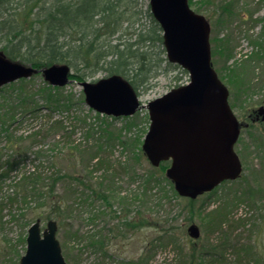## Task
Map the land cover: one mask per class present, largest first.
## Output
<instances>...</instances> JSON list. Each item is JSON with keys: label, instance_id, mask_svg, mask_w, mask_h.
Instances as JSON below:
<instances>
[{"label": "rangeland", "instance_id": "obj_1", "mask_svg": "<svg viewBox=\"0 0 264 264\" xmlns=\"http://www.w3.org/2000/svg\"><path fill=\"white\" fill-rule=\"evenodd\" d=\"M224 3L222 0H188L191 9L203 16L205 15L209 21L212 66L217 76L228 87L229 106L239 122H242L240 136L235 144V151H237L243 164L242 176L233 181H223L211 192L202 193L191 205H187L183 199L173 197L169 203L154 209L153 212L155 215H161L162 218L166 217L171 224L170 227L182 225L183 232L178 233L177 236L187 242L184 252L186 251L189 256L194 258V261L182 263L178 250L173 249L172 245L157 246L155 252L153 250L151 252L149 247L152 246V239L156 235L152 228L141 227L138 230L123 231L125 221L130 220L133 213L138 214L139 205L137 201L132 204V210L129 209L130 207L125 210L118 201L111 199L112 206L110 209L115 211L114 217H112L108 215L109 208L105 202L98 197L89 198L87 201L82 199L83 203L76 200L73 213L63 218V224L59 223L56 212L52 211L46 204L42 207L37 205L34 203L35 200L31 199L28 204L18 206L5 203L6 197L13 192V175L28 172L37 166L39 170H43V174L51 175L64 164H60L62 153L68 152L73 143L85 140V128L83 126L76 124L78 126L70 132L71 129H74L73 124L77 123L75 114L87 117L86 121L93 122L95 125L114 126L123 131V135L130 138L129 147L124 148L119 145L114 148L111 154L114 162L125 161L127 157L132 155V150L136 151L137 149V139L139 147L142 148L143 139L149 127L147 108H141L135 112L134 116L115 117L97 113L96 110L85 104L83 88L75 79V81H71L62 87L64 94L72 93L75 99L82 98V102L74 107L69 116L44 109L39 110L38 115H28L24 119L20 118L21 112L18 110L12 124L9 122L2 124L0 121V155H3V160L8 156H15L18 152L23 155L20 158L26 159V161H21L17 172L14 171L11 177L6 178L5 181H0V264H7L4 261L8 259H10V264H19V260L26 249L23 241L30 223L39 217L43 228L49 219L47 218L48 215H51L50 218L56 219L59 223L57 236L62 245L67 264H134V261L138 259H140L141 264H146L144 259L147 260L148 264H257L259 259L257 256L259 254L264 255V229H259V216L257 214V211L260 210L257 206L264 205V120L262 122L260 120L251 121L249 115L253 113L252 110L260 109L264 105V0H231L229 6H231L234 14L229 17L226 16V11H222ZM148 4L149 0H141L142 17L135 24L139 30L144 31L150 24V16H147L146 12ZM241 11L248 12L249 17L244 19L239 14ZM252 13L253 16H250ZM222 14L225 16L221 17ZM227 36H230L229 43H227L229 50L224 52L223 38ZM220 46L223 51L219 53ZM153 49L151 55L157 59L159 48L153 46ZM228 54L230 55L229 58H227ZM161 56L162 58L163 56L166 57V52ZM246 59L248 61L245 62ZM171 64L168 65L164 62L161 70L149 82V85L139 88L137 94L141 104H147L170 89L186 84L189 80L188 71L175 63ZM241 70H245L243 74L239 72ZM105 75V71H100L95 76H90L84 80L96 81ZM43 83V76L37 74L5 84L0 88V105L6 103L15 105L16 96L20 90L23 91V95H30L32 91L35 93ZM6 109L10 111V108L6 106L1 112L6 111ZM46 115L49 119L43 117ZM59 118H63V124L67 126L66 130L50 132L45 139L40 138L39 142L36 143H31L27 139L29 133L38 131L43 128L44 124L49 127L53 120ZM68 141L69 144H67ZM36 151H41L40 157H37ZM52 161L56 165H53ZM147 163H149L148 160ZM169 163L170 160H168V166ZM147 165L145 164V166ZM135 166L139 174L144 172V166L138 163H135ZM95 175H99V172H96ZM117 180L122 187L120 194L127 195L137 190L138 179L135 182H129V177L126 175V177L120 176ZM61 188L62 185L59 183L58 191L61 192ZM252 196L254 198L249 202ZM185 203L189 208L191 207L190 212L186 208L187 211L181 210V215H177L182 206L186 207ZM217 205L227 207L232 216L246 218V225H238V229L232 234L226 233V236L229 234L233 238H230L231 244L236 242L235 247L229 246L226 251L216 249L211 254V252H205L203 248H207L208 244L219 242L218 239L223 235L216 233L208 235L210 227L204 224L206 220L204 214ZM24 207L28 221V225L25 223V226L18 219V216L21 215L20 211ZM13 214L16 215L15 218ZM146 214L147 212H144L143 216L145 217ZM187 215L192 217L188 221L186 220ZM192 223L200 227L201 233L198 238L191 239L188 235V226ZM231 227L235 228L234 226ZM76 228H79L83 234L100 233L106 242L104 247L106 254H96L91 248H84L85 241L70 238H67L66 241L64 239L66 233L70 235L69 231L73 232ZM247 245L254 249L253 254H245L243 250ZM220 255H223L222 261H215L214 257Z\"/></svg>", "mask_w": 264, "mask_h": 264}, {"label": "trees", "instance_id": "obj_2", "mask_svg": "<svg viewBox=\"0 0 264 264\" xmlns=\"http://www.w3.org/2000/svg\"><path fill=\"white\" fill-rule=\"evenodd\" d=\"M222 1L225 2L222 11H226L227 17L233 15L234 12L229 6L231 0ZM142 12L141 0H0V52L13 61L28 63L34 67L57 63L69 64L72 70L71 77L78 82L95 76L100 71H105V76L118 74L128 80L135 91L139 92L140 87L149 85L164 62L172 65L168 58L160 57L166 52L164 38L162 29L152 16L149 6L146 10L147 16H150L148 28L143 31L135 27L142 17ZM239 14L244 19L249 17L248 12L241 11ZM223 16L225 15L222 14L221 17ZM250 16H253V13ZM229 39L230 36L223 38L224 52L229 50L227 45ZM153 46L159 48L157 59L151 55ZM222 51L220 46L219 53ZM229 57L228 54L227 58ZM243 71L245 70L239 72L243 74ZM22 92L20 90L17 94L15 105L8 103L0 105L2 124L6 122L12 124L18 110L22 113L20 118L24 119L28 115H38V111L44 109L69 116L74 107L82 102V98L75 99L72 93L64 94L62 87L52 86L45 81L35 93L32 91L30 95L25 96ZM35 95L38 97L36 98ZM6 106L10 111L6 109L1 112ZM43 117L49 119L48 115ZM75 119L77 123L73 124L74 129L70 132L75 130L78 126L76 124L83 126L85 140L73 143L68 152L62 153L60 164H64L51 175L43 174V170H39L38 166L28 172L20 173L21 175H13V192L6 197L5 203L18 206L28 204L31 199L35 200L34 203L37 205L42 207L46 204L56 212L59 223L63 224V218L73 213L76 200L83 203V200L98 197L105 202L109 208L108 215L112 217L115 211L110 209L111 199L118 201L125 210L129 207L132 210V204L137 201L138 214L133 213L131 219L125 221L123 231L129 232L141 227L152 228L156 235L152 239V246L149 247L151 252H155L157 246L172 245L173 249L178 250L182 263H188L190 260L192 263L194 258L184 252L187 242L177 236L178 233L183 232L182 225L170 227L171 224L166 217L153 214L154 209L163 207L173 197L185 200L187 205L196 201L177 194L172 181L165 175L168 161L161 162L158 167L147 163L137 139L136 151L132 150V155L125 161L114 162L111 156L114 148L119 145L124 148L129 147L130 138L114 126L95 125L93 122H87V117L76 114ZM46 125L44 124L38 131L29 133L27 139L31 143H36L40 138L45 139L50 132L67 129L63 124V118L53 120L49 127ZM36 155L40 157L41 151H36ZM21 156L23 155L18 152L15 156L11 155L3 160V155H0V181H5L14 171L17 172L21 161H26L23 157L20 158ZM54 163L52 161V164L56 165ZM135 163L144 166V172L139 174ZM96 172H99V175H95ZM126 175L129 177V182H135L137 179L139 182L134 193L122 195L120 194L122 187L118 184L117 178ZM59 183L62 185L61 192L58 191ZM253 198L254 196L249 202ZM187 205L182 206L177 215H181V210L187 211L186 208L190 212L191 207ZM257 207L260 209L259 212L257 211L259 229H264V205ZM24 209L26 208L21 209V215L18 216L23 226L28 222ZM144 212H147L145 217ZM50 216L48 215L47 218ZM204 216H206L204 224L210 227L208 235L214 233L223 235L218 239L219 242L208 244L207 248H203L205 252L212 254L216 249L226 251L227 247L236 246V242L231 244L233 238L229 234L235 232L239 226H245L246 218L230 215L224 205L209 209ZM13 217L15 218L16 215L13 214ZM191 218L190 215L186 216L187 221ZM69 233L70 235L66 233L64 238L66 241L67 238L85 241L84 248L89 247L96 254H106L104 248L106 242L100 233L83 234L79 228ZM226 233H229L228 236ZM23 242L25 243V238ZM246 247L243 250L246 255L254 253L250 245ZM257 257L259 258L256 259L257 264L258 261L259 264H264V255L259 254ZM222 258L223 255L214 257L215 261H222ZM4 262L10 264V259ZM144 262L148 264L146 259ZM136 263L141 264L140 259L134 261V264Z\"/></svg>", "mask_w": 264, "mask_h": 264}, {"label": "water", "instance_id": "obj_3", "mask_svg": "<svg viewBox=\"0 0 264 264\" xmlns=\"http://www.w3.org/2000/svg\"><path fill=\"white\" fill-rule=\"evenodd\" d=\"M149 5L162 29L168 60L186 69L190 82L144 105L121 75L78 83L83 88L85 104L101 114L133 116L146 107L150 124L142 143L144 155L155 167L170 160L165 175L179 196L195 199L223 180L241 175L242 161L234 150L240 123L229 106L228 87L212 66L211 26L205 15L192 10L188 0H149ZM36 73L55 87L74 81L69 64L34 67L0 52V87ZM46 223L41 230L38 218L27 229L26 250L19 264H67L56 234L58 223L55 219ZM188 233L198 238L200 227L192 223Z\"/></svg>", "mask_w": 264, "mask_h": 264}, {"label": "flooded vegetation", "instance_id": "obj_4", "mask_svg": "<svg viewBox=\"0 0 264 264\" xmlns=\"http://www.w3.org/2000/svg\"><path fill=\"white\" fill-rule=\"evenodd\" d=\"M262 108L264 109V105H262L260 109L252 110L253 113H251L249 115V117L251 118V121H258V120H260L262 122V120H264V118H262V116L264 114V112H262ZM44 227L45 226H43L42 230L44 229Z\"/></svg>", "mask_w": 264, "mask_h": 264}]
</instances>
